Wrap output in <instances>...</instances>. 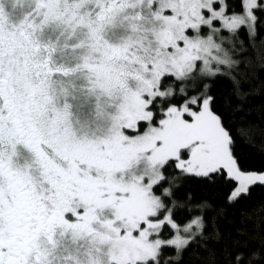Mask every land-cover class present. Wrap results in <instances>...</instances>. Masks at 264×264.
Listing matches in <instances>:
<instances>
[{
  "label": "snow or ice",
  "instance_id": "snow-or-ice-1",
  "mask_svg": "<svg viewBox=\"0 0 264 264\" xmlns=\"http://www.w3.org/2000/svg\"><path fill=\"white\" fill-rule=\"evenodd\" d=\"M0 264H264V0H0Z\"/></svg>",
  "mask_w": 264,
  "mask_h": 264
}]
</instances>
